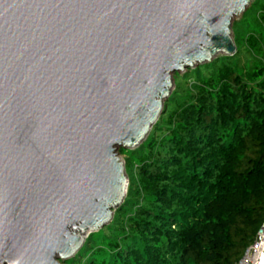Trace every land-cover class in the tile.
Returning a JSON list of instances; mask_svg holds the SVG:
<instances>
[{
    "label": "water",
    "instance_id": "water-1",
    "mask_svg": "<svg viewBox=\"0 0 264 264\" xmlns=\"http://www.w3.org/2000/svg\"><path fill=\"white\" fill-rule=\"evenodd\" d=\"M249 2L0 0V264H64L110 222L119 148L146 138L172 73L236 52Z\"/></svg>",
    "mask_w": 264,
    "mask_h": 264
},
{
    "label": "trees",
    "instance_id": "trees-1",
    "mask_svg": "<svg viewBox=\"0 0 264 264\" xmlns=\"http://www.w3.org/2000/svg\"><path fill=\"white\" fill-rule=\"evenodd\" d=\"M126 152V197L64 264H236L264 223V0ZM192 81L191 84L185 83Z\"/></svg>",
    "mask_w": 264,
    "mask_h": 264
},
{
    "label": "built area",
    "instance_id": "built-area-1",
    "mask_svg": "<svg viewBox=\"0 0 264 264\" xmlns=\"http://www.w3.org/2000/svg\"><path fill=\"white\" fill-rule=\"evenodd\" d=\"M263 246H264V223L257 232V236L255 240L245 248L241 258L238 260L236 264H256L258 256Z\"/></svg>",
    "mask_w": 264,
    "mask_h": 264
},
{
    "label": "rangeland",
    "instance_id": "rangeland-1",
    "mask_svg": "<svg viewBox=\"0 0 264 264\" xmlns=\"http://www.w3.org/2000/svg\"><path fill=\"white\" fill-rule=\"evenodd\" d=\"M253 0H250V2H249V4L246 6V8H245V10L249 7V5L251 4V2H252ZM245 10L243 11V12H241V13H239V14H237V15H235V16H233V18H232V21H231V27H232V25H233V23L234 22H237V23H239L240 22V20L242 19V16H243V14H244V12H245ZM234 34V32H233V30H232V37L234 36L233 35ZM218 55H221V54H218ZM218 55H216V56H218ZM223 55V54H222ZM215 58V57H214ZM201 64H203V63H201ZM198 64H196V65H194L193 67H189V68H185V69H183V70H181V71H178V72H174V73H172V78H173V85H172V87H171V91H170V94H169V96L172 94V92L174 91V89H175V87H176V85H175V79H174V77H175V75L177 74L178 76H181V77H183L184 75H186V73H189L188 72V69L189 70H192V69H194V68H196V66H197ZM176 73V74H175ZM175 74V75H174ZM187 80H189V78L188 77H186V81H185V83H188V84H191L192 83V81H187ZM157 121V120H156ZM152 128V127H151ZM150 132V131H149ZM149 134V133H148ZM148 134H147V136H148ZM147 136H146V138H147ZM145 138V139H146ZM144 139V140H145ZM143 140V141H144ZM142 141V142H143ZM141 142V143H142ZM141 143H139L136 147H134V148H126L125 150H134V149H136V148H138L140 145H141ZM119 154H120V157H121V159L123 160V162H124V165H125V159H126V152H120L119 151ZM125 172H126V174H127V171H126V169H125ZM127 177H128V174H127ZM128 183H129V178H128ZM128 187V186H127ZM125 197H126V195H125ZM125 197H124V199H125ZM124 199H123V201H124ZM122 201V202H123ZM122 204V203H121ZM120 204V205H121ZM116 209V208H115ZM97 231V230H96ZM93 232H95V231H93ZM91 233V232H90ZM89 233H87V235H88ZM87 235H86V237H87ZM85 237V238H86ZM77 253V252H76ZM75 253V254H76ZM73 257V256H72ZM71 257V258H72Z\"/></svg>",
    "mask_w": 264,
    "mask_h": 264
}]
</instances>
